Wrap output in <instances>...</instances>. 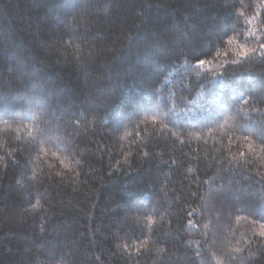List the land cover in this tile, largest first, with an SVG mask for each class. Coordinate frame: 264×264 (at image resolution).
Wrapping results in <instances>:
<instances>
[{
  "label": "trees",
  "instance_id": "16d2710c",
  "mask_svg": "<svg viewBox=\"0 0 264 264\" xmlns=\"http://www.w3.org/2000/svg\"><path fill=\"white\" fill-rule=\"evenodd\" d=\"M261 43V0H0V264H264Z\"/></svg>",
  "mask_w": 264,
  "mask_h": 264
},
{
  "label": "snow or ice",
  "instance_id": "6c2138e0",
  "mask_svg": "<svg viewBox=\"0 0 264 264\" xmlns=\"http://www.w3.org/2000/svg\"><path fill=\"white\" fill-rule=\"evenodd\" d=\"M261 3H264V0H261ZM250 22V21H249ZM229 42H231L230 40H229ZM259 48L261 49V50H264V43H261V44H259ZM240 52L238 53L241 57H244V56H246L247 55V49L245 48V46L244 45H241L240 46ZM205 60H203V59H200V60H198L197 61V63H198V65H203V64H205ZM245 139H247V137H245ZM237 219H239V217H237ZM189 223H191V221H189ZM261 228L262 229H264V224H261Z\"/></svg>",
  "mask_w": 264,
  "mask_h": 264
}]
</instances>
